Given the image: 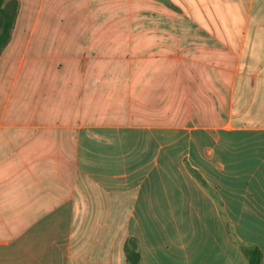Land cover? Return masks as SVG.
<instances>
[{
	"label": "crops",
	"instance_id": "obj_1",
	"mask_svg": "<svg viewBox=\"0 0 264 264\" xmlns=\"http://www.w3.org/2000/svg\"><path fill=\"white\" fill-rule=\"evenodd\" d=\"M17 1L0 264H264V0Z\"/></svg>",
	"mask_w": 264,
	"mask_h": 264
},
{
	"label": "trees",
	"instance_id": "obj_2",
	"mask_svg": "<svg viewBox=\"0 0 264 264\" xmlns=\"http://www.w3.org/2000/svg\"><path fill=\"white\" fill-rule=\"evenodd\" d=\"M19 4L17 0H0V56L8 44ZM127 264H141V256L134 240H130L125 247ZM249 257L248 264H260L261 254L257 249L245 250Z\"/></svg>",
	"mask_w": 264,
	"mask_h": 264
},
{
	"label": "rangeland",
	"instance_id": "obj_3",
	"mask_svg": "<svg viewBox=\"0 0 264 264\" xmlns=\"http://www.w3.org/2000/svg\"><path fill=\"white\" fill-rule=\"evenodd\" d=\"M27 37V35L25 34L24 36H22L21 38H22V44H24V42H25V38ZM14 67H16V63L14 64Z\"/></svg>",
	"mask_w": 264,
	"mask_h": 264
}]
</instances>
